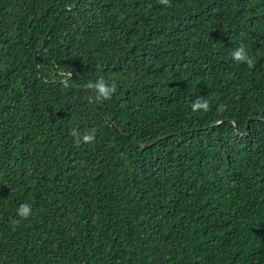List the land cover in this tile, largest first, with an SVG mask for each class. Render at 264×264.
Here are the masks:
<instances>
[{
    "label": "trees",
    "instance_id": "1",
    "mask_svg": "<svg viewBox=\"0 0 264 264\" xmlns=\"http://www.w3.org/2000/svg\"><path fill=\"white\" fill-rule=\"evenodd\" d=\"M0 264H264V0H0Z\"/></svg>",
    "mask_w": 264,
    "mask_h": 264
},
{
    "label": "clouds",
    "instance_id": "2",
    "mask_svg": "<svg viewBox=\"0 0 264 264\" xmlns=\"http://www.w3.org/2000/svg\"><path fill=\"white\" fill-rule=\"evenodd\" d=\"M164 2V0H162ZM231 57L234 61H241L244 63H247L249 66H251V59L246 54L243 47L236 48L232 53ZM89 89H93L95 91V94L98 99H108L111 94L115 91L114 85H109L104 82L103 79L98 78L94 83L89 81L86 85ZM192 112L202 111L207 112L208 111V101L205 99H197L190 105ZM93 134L91 132L84 134L82 136V140L84 142H91L93 141ZM31 206L27 203L20 204L16 209V215L20 218H27L31 214Z\"/></svg>",
    "mask_w": 264,
    "mask_h": 264
}]
</instances>
